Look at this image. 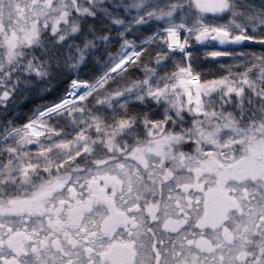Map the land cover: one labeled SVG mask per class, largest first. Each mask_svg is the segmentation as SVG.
<instances>
[{
	"label": "snow or ice",
	"instance_id": "obj_1",
	"mask_svg": "<svg viewBox=\"0 0 264 264\" xmlns=\"http://www.w3.org/2000/svg\"><path fill=\"white\" fill-rule=\"evenodd\" d=\"M0 264H264V0H0Z\"/></svg>",
	"mask_w": 264,
	"mask_h": 264
}]
</instances>
